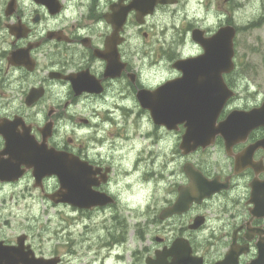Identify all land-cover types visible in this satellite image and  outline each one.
<instances>
[{
  "label": "clouds",
  "instance_id": "obj_1",
  "mask_svg": "<svg viewBox=\"0 0 264 264\" xmlns=\"http://www.w3.org/2000/svg\"><path fill=\"white\" fill-rule=\"evenodd\" d=\"M133 3L55 0L52 11L45 0H0V125L14 124L21 136L27 129L36 145L78 160L90 169L89 181H95L90 190L104 198L87 205L66 199L61 194L68 188L58 172L37 176L35 164L20 162L14 178H0V247L19 240L13 247L22 252L17 264H154L161 258L173 264L177 257L171 250L180 240L199 264H224L233 250L235 264H251L260 258L264 237V220L257 219L264 215H254L251 199L253 180L264 183V144L239 170L237 158L264 139L249 141L248 130L229 151L226 137L217 131L205 143L190 141L185 148L188 120L158 121L140 93L155 94L183 79L177 64L204 57L201 40L226 29L264 28V0H228L227 7L226 0H154L143 13L129 7ZM123 9L117 28L109 17ZM253 34L258 39L247 42L237 59L230 37V66L219 71L227 94L213 128L234 113L264 110V34ZM109 38L122 66L116 74L108 72L109 57L97 54L109 51ZM20 50H26L31 67L12 61ZM82 75L97 87L77 91L74 80ZM221 112L225 117L218 120ZM7 148L8 138L0 132V161L15 164ZM189 167L217 187L202 192ZM182 188L186 206L168 211ZM158 217L167 219L158 222ZM131 223L143 234L135 243L127 235ZM241 228L247 243L238 242ZM244 246L247 250L239 251Z\"/></svg>",
  "mask_w": 264,
  "mask_h": 264
},
{
  "label": "water",
  "instance_id": "obj_2",
  "mask_svg": "<svg viewBox=\"0 0 264 264\" xmlns=\"http://www.w3.org/2000/svg\"><path fill=\"white\" fill-rule=\"evenodd\" d=\"M153 3L154 0L152 1ZM149 10L151 9L149 8ZM126 11L122 12L121 21H123ZM194 37L201 40V33L195 32ZM230 37L233 43L235 29L232 32L229 29L222 30L220 34L208 41L201 40L207 49L206 55L198 60L177 64L185 73L183 79L167 84L155 94L140 93L142 103L153 109L158 121L167 122L171 125L178 120H188V133L184 141L185 148L192 146L189 143L190 141L205 143L217 131L222 132L228 142H234L240 139L242 135H246L247 131H250L252 127L263 123L261 122L263 121V117L259 110L249 114L234 113L219 128L212 127L213 120L227 94L219 79V71L230 66L228 64ZM202 77L203 79H201ZM199 146L201 145H197V147ZM207 146L203 145V147ZM42 150V148H38L29 158V164L36 165L37 176L55 171L60 174L63 185L69 190L72 189L74 193L78 189L84 190L85 193L79 197L75 195L65 197L66 193H62L64 198L73 200L74 202L81 199L77 203L87 205L84 203L99 199V196L90 190V181L86 182L84 180L83 172H79L76 168L75 170L73 169L72 174L66 171L65 164L62 161L65 157L64 154L51 153L48 156L50 159L47 160L46 155L41 153ZM34 157H36L35 160ZM77 163V161H74L73 164ZM192 176L198 184H200V181L206 184L197 174L194 173ZM213 188L215 187L210 185L208 191ZM186 199L188 197L184 199L181 197L175 208L170 211L182 210V207L186 205ZM1 256L0 264H3V261L6 260L5 252L2 251ZM34 264L37 263L34 262Z\"/></svg>",
  "mask_w": 264,
  "mask_h": 264
},
{
  "label": "flooded vegetation",
  "instance_id": "obj_3",
  "mask_svg": "<svg viewBox=\"0 0 264 264\" xmlns=\"http://www.w3.org/2000/svg\"><path fill=\"white\" fill-rule=\"evenodd\" d=\"M153 0H134L133 5H130L129 7H137L140 9L141 13H143L146 10L151 9ZM46 3H48L50 10L55 11L57 10V6L55 4V0H45ZM115 7V6H113ZM127 9H123L121 12L116 13L114 16L109 17L110 20H112L117 28H119L120 24L122 23V12L126 11ZM11 11V9H9ZM131 12V9L129 10ZM12 30L15 32H19L20 29L18 27H12ZM98 55H103L107 56L110 59V64H109V69L108 72L110 74H116L119 72L121 65L118 64L116 59H114L115 56V50H114V40L113 38H109V51L107 53H100L97 51ZM12 61L15 63H26L28 64L29 67H31V62L27 59V53L26 50H20L17 52H14L12 55ZM129 84L131 85L133 91H136L137 85L135 81L129 77ZM74 87L79 91L81 88H89V89H94L97 87L96 82L92 80L91 78L87 77L86 75H82L80 77L75 78L74 80ZM35 95V90L33 91V96ZM138 95V94H137ZM32 97L30 96L29 102H31ZM261 114L264 115V110H262ZM225 117V113L221 112L219 119L218 120H223ZM17 122H20L19 119H17ZM33 132L36 131V129H32ZM48 129H45V134H47ZM0 132H4L6 137L8 138V148L6 149L7 151L11 152L12 157L15 159L16 163H12V161H0V178H14L18 174V164L20 162H26L29 164V158L30 155H32L38 148H42L44 153H49L50 151H46L45 148L41 145H36L33 138L29 137L27 135V129L25 130V135L21 136L18 133L15 132V125L14 124H8L5 122V124L0 125ZM38 135H40L38 133ZM245 135H242L240 138H243ZM256 137H260L261 139H264V126H255L252 127L249 131L248 139L249 141H252ZM217 141H221L223 137L221 135H217L216 137ZM229 146V151L231 144L233 142H228ZM256 145L249 146L248 149L245 150L244 153H242L240 156L237 158V170H239L241 167L247 165L248 163H251V153L254 151L255 147L264 144V141H260L259 139L256 140ZM207 147V148H211ZM239 147V145H233V150H236ZM202 149V147H198L197 150ZM65 155V154H64ZM65 164L66 171L70 172V174L73 173V169L78 170L79 172H83L84 175V180L86 182H89L88 179V174L90 169L86 168L85 165L81 164L78 160L71 158L67 155H65L64 159L62 160ZM74 161H77V164H73ZM253 167L257 168L259 170L260 166L259 165H253ZM189 173L191 174V168L189 167L188 169ZM194 174V173H193ZM192 174V175H193ZM200 181V180H199ZM95 181H90V183H94ZM205 182V181H204ZM200 181L199 187L202 192H207L210 185H213L214 187H217L216 184H208L207 182ZM252 187H253V195H252V200L255 201L256 203V208L252 209L254 215H264V183H261L257 180H253L252 182ZM177 191L179 189L177 188ZM85 193L84 190L78 189L75 190V193L73 192L72 189H68V192L66 193L65 197L67 196H73L75 195L76 197L82 196ZM94 194L99 196V199H95L93 202L96 201H103V196L101 194H97L93 192ZM89 194V193H87ZM62 195V194H61ZM63 196V195H62ZM181 197L184 199L186 196V190L183 188L181 189ZM180 197V198H181ZM81 201V199H80ZM77 201V202H80ZM83 203V202H82ZM92 203L89 201L88 203L84 204H90ZM184 205L182 209L185 207ZM170 211V210H168ZM167 214V212L165 213ZM163 219H167V217L159 218L158 217V222H162ZM258 220H264V217H257ZM199 219L197 220V223H199ZM127 228V235L130 243H135V238L137 236H142V232L139 231L140 226L135 223H131L130 225L126 226ZM244 228H241L240 232L237 233L236 235L238 236V242L241 243H247V239L244 236ZM255 231H260L259 229H256ZM251 233L252 230L250 229L248 238H251ZM22 246V242L24 237L19 238ZM158 243H162V239L157 241ZM25 244H27V240H25ZM19 246V240H17L15 245L12 244H5V247H0V258L1 252L5 251L6 254V260L7 264H17V258L22 257V252L20 249L13 248V247H18ZM259 247H260V258L257 261L251 262V264H264V237H262L261 241L259 242ZM247 246H244L243 248L239 249V251H246ZM173 253H175L177 259L173 262V264H199L198 261H193L187 256L186 252V244L180 240H178L175 244L173 249L171 250ZM165 254H168V250H165ZM158 255H161L158 252ZM235 255L236 252L235 250L230 251L228 254L227 260L224 262V264H235ZM243 255V254H242ZM34 264V262H28L26 261L25 264ZM38 264H44V262H35ZM151 264V262H150ZM154 264H166V262L161 258L160 261L154 262Z\"/></svg>",
  "mask_w": 264,
  "mask_h": 264
},
{
  "label": "rangeland",
  "instance_id": "obj_4",
  "mask_svg": "<svg viewBox=\"0 0 264 264\" xmlns=\"http://www.w3.org/2000/svg\"><path fill=\"white\" fill-rule=\"evenodd\" d=\"M227 3H228V0H226V5H225L226 7H227ZM228 23H231V21H229ZM237 29H238V33H237L235 40H236L237 58H238L239 53L248 47L247 42L250 41V42L254 43L258 39V37L255 36L253 33L256 31H259V32H261V34H264V28H255L254 27V28H250L246 31L241 30L239 28H237ZM250 59L256 60L258 58L256 56L250 54Z\"/></svg>",
  "mask_w": 264,
  "mask_h": 264
}]
</instances>
